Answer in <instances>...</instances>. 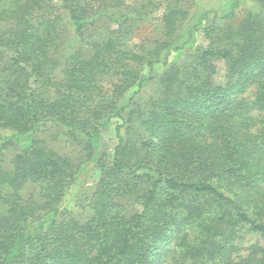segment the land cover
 Listing matches in <instances>:
<instances>
[{"label": "trees", "instance_id": "16d2710c", "mask_svg": "<svg viewBox=\"0 0 264 264\" xmlns=\"http://www.w3.org/2000/svg\"><path fill=\"white\" fill-rule=\"evenodd\" d=\"M171 258L264 264V0H0V264Z\"/></svg>", "mask_w": 264, "mask_h": 264}, {"label": "rangeland", "instance_id": "374dc122", "mask_svg": "<svg viewBox=\"0 0 264 264\" xmlns=\"http://www.w3.org/2000/svg\"><path fill=\"white\" fill-rule=\"evenodd\" d=\"M198 1L203 6L210 7V8H221L227 2V0H198ZM238 17L239 19L242 18L243 12L240 13ZM156 31H154V26L152 23L144 24L142 25V28L135 34L133 41L134 43H137V42H141L144 39V37H147V36L153 37ZM216 64H217L216 79L222 80L225 74V71H226V66L224 62H217ZM154 89L155 88L152 85L149 86L146 89V94L148 95V94L153 93ZM57 131L58 130L52 128L48 132V134H50L49 138L52 141L51 147H54L55 149L57 148L59 151H61V153L69 154L70 156H73L74 158H77L78 156H81V154L84 153L82 152V148L79 144H77L76 142L69 141V139H67L65 135L60 134V136H55ZM56 137H58L59 139H56ZM105 139H106L109 149L111 150L113 145L115 144V139L113 138V135L111 134L110 131L105 132ZM96 184H97L96 176L90 170L84 172V174L80 178V181L75 186V190L73 191L71 196L67 198L66 205L68 207H72L75 197L79 192L80 193L87 192L89 190L93 191L96 188ZM33 191H38V189L36 188L35 185H30L25 189V191H23V194L25 196H29ZM255 241H259L258 236L249 235L246 238V245H249L250 243L255 242ZM173 256H177V251L173 253ZM169 262L170 264H180L178 261L172 260V258L169 259Z\"/></svg>", "mask_w": 264, "mask_h": 264}]
</instances>
